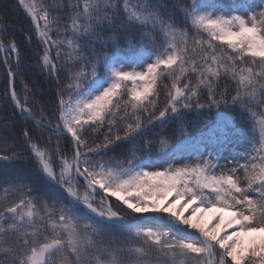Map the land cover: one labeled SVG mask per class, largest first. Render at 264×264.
Listing matches in <instances>:
<instances>
[{"label": "snow or ice", "instance_id": "obj_1", "mask_svg": "<svg viewBox=\"0 0 264 264\" xmlns=\"http://www.w3.org/2000/svg\"><path fill=\"white\" fill-rule=\"evenodd\" d=\"M13 7L0 264H264V0Z\"/></svg>", "mask_w": 264, "mask_h": 264}, {"label": "trees", "instance_id": "obj_2", "mask_svg": "<svg viewBox=\"0 0 264 264\" xmlns=\"http://www.w3.org/2000/svg\"><path fill=\"white\" fill-rule=\"evenodd\" d=\"M16 3V0H0V5H8V11L7 13H4L2 10H0V16H4L6 15L7 18L10 20V22L12 23H19L20 25H23V26H27L28 24V20L25 18L23 12L18 9V8H15L13 7ZM3 72H4V67L2 64H0V94H2L3 92V83H2V80H3ZM31 74L28 73L26 74V79L30 78ZM16 87L18 90L22 91V85L20 84V79L17 78V81H16ZM2 98V97H0ZM3 109L0 108V112H2ZM215 115V110H213L212 112V116Z\"/></svg>", "mask_w": 264, "mask_h": 264}, {"label": "rangeland", "instance_id": "obj_3", "mask_svg": "<svg viewBox=\"0 0 264 264\" xmlns=\"http://www.w3.org/2000/svg\"><path fill=\"white\" fill-rule=\"evenodd\" d=\"M193 207H194V205H193ZM190 212H191V208H188V209L186 210V212H185V215H188ZM213 215H216V214H215V213H211V212L206 213V214H205V223H208V221H211Z\"/></svg>", "mask_w": 264, "mask_h": 264}]
</instances>
